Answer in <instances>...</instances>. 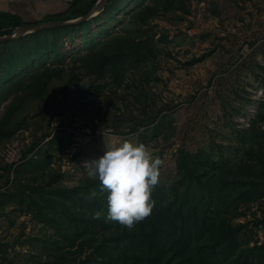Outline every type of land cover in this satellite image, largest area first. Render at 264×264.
<instances>
[{"label": "rangeland", "instance_id": "374dc122", "mask_svg": "<svg viewBox=\"0 0 264 264\" xmlns=\"http://www.w3.org/2000/svg\"><path fill=\"white\" fill-rule=\"evenodd\" d=\"M138 2L117 0L82 25L56 30L53 44L40 41L41 33L38 53L12 62V73L23 76L46 64L68 67L71 54L95 48L104 34L135 33L128 14ZM67 5L68 0H17L8 8L25 23H35ZM145 26L144 32L159 41L155 57L131 72L109 106L105 98L101 109L95 102L85 109L89 113L73 115L72 87L69 105L61 106L59 114L42 111L45 101L40 99L25 101L21 112L10 116L12 135L0 140V264H101L100 254L86 256L90 249L78 253L73 228L67 225L62 235L51 217L59 216L60 201L73 204V186L89 178L83 162L103 155L106 145L126 139L145 144L164 161L157 186L177 202L203 206L212 202L209 190L188 184L179 150L206 159L216 178L221 174L213 172L215 162L235 165L247 157L246 148L264 151V122L257 118L264 111V0H174ZM35 36L20 39L28 47ZM12 43H0L2 80ZM61 85L62 79L53 80L45 96ZM5 102H0V114ZM144 106L146 112H161L136 131L128 122L142 115ZM219 210L239 228V244L249 262L257 264L264 257V194Z\"/></svg>", "mask_w": 264, "mask_h": 264}, {"label": "trees", "instance_id": "16d2710c", "mask_svg": "<svg viewBox=\"0 0 264 264\" xmlns=\"http://www.w3.org/2000/svg\"><path fill=\"white\" fill-rule=\"evenodd\" d=\"M116 1L108 0L104 9ZM145 1L141 0L140 4L138 2L136 8L128 14V25L136 28L130 31H136L135 33L104 34L95 48L85 53L71 54V64L68 67L62 63L56 66L46 64L24 73L23 76L14 75L11 71L12 62L27 61L26 56L30 52L32 56L38 53L40 44L36 40L41 33L43 35L40 41L44 44L48 42L53 44L56 30L82 25L87 20L31 33L37 36L28 47L23 44V39L1 42L8 45L13 42V46L7 48L13 52L7 54L8 65L4 68L7 73L4 76L6 80L0 77V102L7 101L5 111L0 114V140L12 135L13 130L7 126L8 121L11 115L15 113L18 115L21 112L25 101L43 99L45 104L42 111H49L53 115L61 113L63 109L61 106L69 105L66 99L72 87L73 115L89 113L91 110L85 109L95 102L98 109H101L102 99L106 98V107L115 101L119 88L128 85L131 72L155 57L159 41H155L144 32L145 25L154 17L155 12L172 6L174 2V0ZM95 2L96 0H68L64 10L46 14L41 21L83 16ZM22 24H25V21L20 15L0 11V36L10 33ZM66 70L68 73L64 81L61 76ZM55 79H62L61 87L45 96L50 83ZM130 83L132 85L133 80ZM56 96L62 99L57 100ZM101 96L104 98H100ZM261 103L264 104V100ZM143 109L142 115L128 122L136 131L154 123L161 112V109L154 113L146 112L145 106ZM108 112L109 110H106L104 113ZM257 118L264 122V111L260 109ZM261 139H264L262 134ZM256 152L257 149L252 151L251 147L246 148L244 153L247 157L235 165L219 166L215 162L213 172L221 174L216 178L207 170L209 163L206 159L190 155V152L183 149L179 150L178 159L185 168L188 184L193 183L209 190L208 195L212 202L206 206L197 202L184 205L183 202L171 199L163 189L156 186L152 192L155 205L151 215L129 230L119 223H106L104 218H93L94 213L100 210L106 215V194H100L98 180L86 178L73 186V204L67 205L60 201L63 208H58L61 211L59 216H52L51 220L62 235L65 234L63 231L66 226L70 225L75 236L73 241L77 236L79 239L76 245L77 252L90 249L86 256L97 257L100 254L98 263L101 264H254L249 262L246 249L239 244L237 236L239 228L226 222L219 207L232 203L237 205L252 202L262 197L264 151L258 154ZM203 175L208 179H202ZM209 185L215 189L212 190ZM93 189L98 195L90 199ZM36 191L42 195L39 189ZM56 218L60 219L55 220ZM97 236L101 238L97 239ZM257 264H264V257Z\"/></svg>", "mask_w": 264, "mask_h": 264}, {"label": "clouds", "instance_id": "9594fccd", "mask_svg": "<svg viewBox=\"0 0 264 264\" xmlns=\"http://www.w3.org/2000/svg\"><path fill=\"white\" fill-rule=\"evenodd\" d=\"M164 161L143 143L124 140L106 145L103 155L84 161L87 176L99 181L100 194H106L107 213L96 211L94 219L116 222L129 230L151 215L153 189L159 184ZM98 195L91 191L90 199Z\"/></svg>", "mask_w": 264, "mask_h": 264}, {"label": "water", "instance_id": "95a60500", "mask_svg": "<svg viewBox=\"0 0 264 264\" xmlns=\"http://www.w3.org/2000/svg\"><path fill=\"white\" fill-rule=\"evenodd\" d=\"M108 0H96L91 9L83 16H78L75 18H70L66 20H52V21H40L35 23H25L15 27L10 33L0 36V43L6 40H16L20 39L28 34L40 31L51 29L55 27L73 25L80 23L82 21L88 20L98 14L103 10L106 2Z\"/></svg>", "mask_w": 264, "mask_h": 264}, {"label": "crops", "instance_id": "0c3cea01", "mask_svg": "<svg viewBox=\"0 0 264 264\" xmlns=\"http://www.w3.org/2000/svg\"><path fill=\"white\" fill-rule=\"evenodd\" d=\"M11 1H17V0H7V1H2L0 0V11H8V12H11V13H16L14 10H11L8 8L9 6V3ZM19 15V14H18ZM24 20V19H23ZM41 20V19H40ZM25 21V20H24ZM36 22V21H34Z\"/></svg>", "mask_w": 264, "mask_h": 264}]
</instances>
